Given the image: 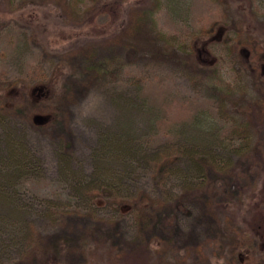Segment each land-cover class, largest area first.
<instances>
[{"label": "rangeland", "instance_id": "1", "mask_svg": "<svg viewBox=\"0 0 264 264\" xmlns=\"http://www.w3.org/2000/svg\"><path fill=\"white\" fill-rule=\"evenodd\" d=\"M76 1L69 14L54 0L0 7V156L12 134L39 165L12 180L0 166L14 193L0 202V264H44L57 245L64 264H264V0ZM100 5L105 17L84 18ZM91 67L101 75L83 77ZM235 121L250 144H227ZM127 122L141 153L166 143L172 161L188 137L205 176L164 194L151 162L130 189L137 208L97 190L86 209L68 175L90 172Z\"/></svg>", "mask_w": 264, "mask_h": 264}, {"label": "trees", "instance_id": "2", "mask_svg": "<svg viewBox=\"0 0 264 264\" xmlns=\"http://www.w3.org/2000/svg\"><path fill=\"white\" fill-rule=\"evenodd\" d=\"M11 1L13 0H0V7L2 6L3 2L11 3ZM44 1L46 2V0ZM54 4H56V6L59 7L60 10H62L65 14H69L72 11L76 12L77 9L80 10L79 2L76 0H54ZM105 10L107 9L100 5L99 7L94 8L92 12H85L84 18H87L90 22H96L100 18L105 17ZM8 17V11L6 13H0V22L7 19ZM122 36L123 34H119V38H122ZM158 36V41L163 44L162 49H165V47L170 44V39H167L162 34H159ZM126 37L128 38L127 33ZM194 50L195 49H193V51ZM205 52L204 45L201 49H198V57H201V55ZM87 54L89 58L93 57V54ZM98 73L101 75L97 68L91 67L87 69L82 74V76L90 78ZM135 107L137 106L133 105V108ZM232 134H234L233 136L236 139L227 135L229 137L227 139V144L236 140H242L243 145L250 144L251 131H248L245 128H240L237 122L233 125ZM141 136V133L136 132L133 128V124H130V122H127L123 125V134L105 135L93 150L91 158V171L86 173L82 171L81 174H74V176L70 174L68 175L71 180V194H73V197L76 199V201L87 204L86 209L95 208V201H93L95 195L94 192H98L100 190L102 191L99 193L100 196L104 195L103 192L109 196H118L123 194L124 198L128 199L126 204L130 203L133 206L135 205L133 209L137 208L139 203L134 197L135 193L133 191L135 185L133 182L136 180L137 174H142L149 169V164H151V162L154 167V162H156L157 168L155 167L156 169L153 170H157L159 172V176H161L162 184H164V194L179 180L183 181L205 176L206 160L202 158V156L204 157L205 155L200 152L196 153L195 150L198 149V146L191 142L188 137H179V140L175 145L178 146V150L173 154V156L177 159L172 161V158H170L171 155L169 153L164 150H160L166 143L159 147L157 152L148 151L141 153L140 151L142 149L140 150V148H143ZM12 137V134L7 136L8 139L6 145L8 147V153L6 155L0 156V166H2V170L9 172L5 178L8 177L10 180L30 175L32 170L39 168L38 162H36L34 155H29V151H27L24 146H20L15 140H13ZM243 145L240 147H243ZM232 147H234V145H232ZM229 151L230 153L234 152L231 154L229 153L230 155L234 156L238 154L236 148ZM216 154L224 156V152H216ZM172 167L174 169H172ZM122 186L127 189L124 191L129 193L123 192L121 190ZM103 188L105 190H103ZM130 189L133 191H130ZM137 189L138 187L136 190ZM5 193L14 194L12 191H10V187L7 184H0L1 203L5 199ZM11 200L12 201L10 202H12L11 204L13 205L15 203L13 197H11ZM92 201L93 204L91 206L89 204H91ZM150 201L154 206H156V203L158 202L156 200ZM162 204H164L163 201ZM12 219L13 216L9 218V220ZM17 226L18 225H13L12 227L16 228ZM62 246L63 245H57L54 251L49 255L47 259L48 262L45 261L44 264H64L62 262V258L65 257V249ZM146 250L150 251L148 247ZM117 254L116 258H120L119 255H128L125 254L124 251H121ZM60 256L61 259H59ZM126 260L128 261L129 259Z\"/></svg>", "mask_w": 264, "mask_h": 264}]
</instances>
